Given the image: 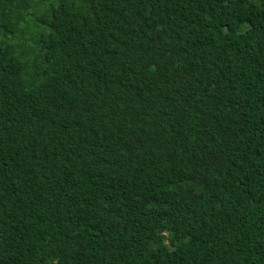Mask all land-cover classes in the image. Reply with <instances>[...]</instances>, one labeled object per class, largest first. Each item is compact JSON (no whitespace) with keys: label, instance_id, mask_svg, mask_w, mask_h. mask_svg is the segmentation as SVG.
Returning a JSON list of instances; mask_svg holds the SVG:
<instances>
[{"label":"trees","instance_id":"16d2710c","mask_svg":"<svg viewBox=\"0 0 264 264\" xmlns=\"http://www.w3.org/2000/svg\"><path fill=\"white\" fill-rule=\"evenodd\" d=\"M0 264H264V0H0Z\"/></svg>","mask_w":264,"mask_h":264}]
</instances>
